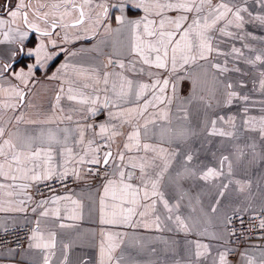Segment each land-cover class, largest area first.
<instances>
[{"label": "snow or ice", "instance_id": "6c2138e0", "mask_svg": "<svg viewBox=\"0 0 264 264\" xmlns=\"http://www.w3.org/2000/svg\"><path fill=\"white\" fill-rule=\"evenodd\" d=\"M128 3L143 14L126 16ZM254 3L255 13L249 0H16L0 16V44L17 46L7 57L0 53V213L34 215L26 251L39 261L32 257L30 264H234L233 256L236 264H264V245L237 251L251 230L264 232V171H252L264 165V100L252 114L256 102L242 91L245 81L229 75H249L237 61L264 66V38L246 27L264 29V0ZM114 7L120 8L115 29ZM33 33L26 54L34 62L16 70L13 62ZM113 33L130 40L113 41L106 62L70 63L82 49L69 52L66 45ZM61 52L68 59L51 77L60 86L50 111L16 115L34 107L25 104L29 85ZM185 79L191 88L181 95ZM252 84V92L264 95V70ZM234 105L237 112L221 114ZM101 113L102 122H88ZM22 124L38 127L22 130ZM101 173L102 227L68 236L64 230L83 219L82 200L52 189L44 196L39 186L70 177L87 184ZM233 191L240 202L228 198ZM245 215L247 233L234 223L243 226ZM156 244L164 246L163 256ZM76 248L82 251L73 259ZM145 253L155 259L140 260Z\"/></svg>", "mask_w": 264, "mask_h": 264}, {"label": "crops", "instance_id": "0c3cea01", "mask_svg": "<svg viewBox=\"0 0 264 264\" xmlns=\"http://www.w3.org/2000/svg\"><path fill=\"white\" fill-rule=\"evenodd\" d=\"M8 0H0V16L6 17V11L10 7H14L16 0H9V4L7 6ZM250 2V10H252L254 13L257 11H260L258 5L254 3V0H249ZM109 3H117V0H109ZM110 17L109 23L111 24V27L113 29L117 28L118 25L115 22L116 15L120 14V8L114 7L110 9ZM124 14L130 18H138L143 13L140 9L134 7L131 3H128L124 6ZM247 31L252 32L254 35L260 38H264V29H261L254 25H248ZM103 31V30H101ZM0 39H3L2 35H0ZM35 34L33 33L28 43L26 44L25 51L24 52H18L17 58L15 61L21 57V61L18 63H14V67L16 70H19L22 67H25L34 62V57H31L27 55V48L32 46V43L35 42ZM106 40V43H102L101 41ZM130 40V36L127 34H116L113 33L111 36L105 38L98 36L94 39L89 40H80V41H74L71 45H66L65 47L67 50L70 51H77L81 50L79 52V55L72 57L70 63L76 64V65H83L84 67H88L90 65H95L100 61L107 60V57L112 52V42L116 41L119 43H122L123 45H127ZM236 46L240 47V42L236 41ZM249 43L253 44L255 47L259 48L261 47L260 43L258 41H251L249 40ZM97 45L99 50H93V46ZM222 48L227 49L228 45L223 44L221 45ZM17 48L16 45H11L8 43L0 44V53H2L5 57H7L8 52L12 49ZM246 55H252L251 53H248L247 50ZM68 59L67 52H61L59 56H57L54 60L48 63V66L46 69H40L38 72L35 73L32 83L29 85L31 95L26 99L25 104L27 105L28 102H31L34 107L28 108V107H21L16 111V115H20L22 112L28 113L29 116L32 118H36L37 113H47L50 111L51 103L54 100L55 92L57 91L58 87L60 86V82L55 79H51V77L57 73V70L61 68V65H63L66 60ZM223 59V58H221ZM14 61V62H15ZM237 66H239L242 71L249 73L247 76L241 77L240 74L237 73H230V78L233 80L243 79L246 83V87L242 90L245 93H249L251 95V98L253 101L256 102L255 107L252 108L251 112L252 114H258V108H259V102L261 100H264V95H262L260 92H252L253 84L252 79L255 73L258 70H264V66H257V68H253L250 65L245 64L243 61H237ZM231 66V61L230 65ZM112 67H115L113 65ZM69 74H71V69H69ZM145 79H147L145 77ZM191 88V81L190 80H183L180 83V93L181 95H187ZM62 106L67 108L68 103L67 101L62 102ZM239 106L234 105L230 109H224L221 114H232L238 111ZM10 115L12 113H9ZM106 118V114L101 113L96 118L90 119L89 123H99L102 122ZM63 126V125H61ZM21 129H28V130H34L38 126L37 125H31V124H22ZM219 142V138L214 141L215 146L216 143ZM227 143V142H226ZM253 175H259L262 171H264V165H258L253 170ZM77 184L74 187H71L69 189L63 190L59 192L58 194L63 195L66 192L73 194L76 198H79L82 200L84 204V210H83V219L80 221H76V227L73 229H67L64 230L68 236L74 237L78 232H84L86 234H90L91 232H99L100 228L102 227L99 223V215H98V192L101 191L100 185L103 183V180L101 182H94L91 177H88V183L85 184L84 182L76 181ZM255 188H253V192H255ZM91 194V198H90ZM38 198V197H37ZM230 200H233V202H240L243 198L236 195V193L230 192L229 197ZM205 204L207 203V197H205L204 200ZM90 209H93L90 213ZM27 220H25V214L20 213H0V229H3L6 227H13V226H19V225H31L32 221L35 219L34 215L29 211L27 214ZM141 232V234L145 236H153L156 235V233H146L142 229L138 230ZM164 237H172V233H163ZM177 240L182 241V236H175L174 237ZM252 245H264V240L261 239H253L247 242L240 251H243L246 248H249ZM158 249H161V252H158L157 255L163 256V245L162 244H156L155 245ZM7 248L0 249V264H30V258L35 257L37 262L39 261V254L34 251H26L27 245L21 249L17 250V252L13 255L10 253H7L5 250ZM82 250L80 248H76L73 250V259L75 258V254L80 253ZM87 251L90 254H94V249H87ZM24 258H22V254ZM135 254V253H134ZM140 260L145 261L148 259H155V257H149L146 253L138 257ZM237 257H232V260L234 264H236Z\"/></svg>", "mask_w": 264, "mask_h": 264}, {"label": "built area", "instance_id": "2783aa9c", "mask_svg": "<svg viewBox=\"0 0 264 264\" xmlns=\"http://www.w3.org/2000/svg\"><path fill=\"white\" fill-rule=\"evenodd\" d=\"M101 177H102V173L100 177H95V178L91 177V179L94 182H101L102 181ZM76 184L77 182L71 177L68 178L66 181H64L63 184H61L60 182L56 180H51V181H48L47 184L42 183L39 186V192L42 193L44 196H49L53 194V192L50 191V189L54 190L55 194H58L59 192L63 190L74 187ZM234 223L238 230H241L247 233L249 224L251 223V221L248 219V216L245 215L243 226H241L240 221L238 219L234 220ZM31 227H32L31 225L25 224V225L8 227L9 231L7 233H3L2 231H0V249L11 248V247H15L16 245H19L18 250L23 249L27 245L26 237ZM261 235H264V232H261L259 229L251 230L250 236L246 235L242 237L239 241H237V244H238L237 251H240L241 248L250 240L259 239ZM5 240L10 241L11 243H5L4 242Z\"/></svg>", "mask_w": 264, "mask_h": 264}, {"label": "flooded vegetation", "instance_id": "af4514ba", "mask_svg": "<svg viewBox=\"0 0 264 264\" xmlns=\"http://www.w3.org/2000/svg\"><path fill=\"white\" fill-rule=\"evenodd\" d=\"M21 61V57H19L15 62H13V63H18V62H20Z\"/></svg>", "mask_w": 264, "mask_h": 264}, {"label": "water", "instance_id": "95a60500", "mask_svg": "<svg viewBox=\"0 0 264 264\" xmlns=\"http://www.w3.org/2000/svg\"><path fill=\"white\" fill-rule=\"evenodd\" d=\"M8 4H9V0H8V2H7V6H8Z\"/></svg>", "mask_w": 264, "mask_h": 264}]
</instances>
